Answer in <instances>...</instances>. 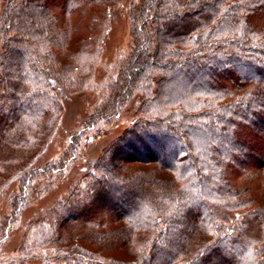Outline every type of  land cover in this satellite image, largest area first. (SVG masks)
Returning <instances> with one entry per match:
<instances>
[{
	"label": "rangeland",
	"instance_id": "obj_1",
	"mask_svg": "<svg viewBox=\"0 0 264 264\" xmlns=\"http://www.w3.org/2000/svg\"><path fill=\"white\" fill-rule=\"evenodd\" d=\"M260 1L238 10L251 30L236 38L261 45L252 54L221 29L210 41L182 42L208 15L177 4L159 25L149 16L160 8L148 0H0V264H264V110L230 115L244 109V96L264 99V78L238 75L243 62H250L244 78L264 60ZM156 26L176 44L162 51ZM170 48L173 61L215 56L216 77L199 86L197 71L164 82L158 68L136 74ZM184 119L190 128L181 142ZM158 132L172 148L189 142L180 158L195 164L204 202L181 209L171 202V227L160 210L144 236L121 213L138 199L162 205L182 197L172 191L174 181L182 185L177 175L145 160L171 142ZM106 179L120 184L118 193Z\"/></svg>",
	"mask_w": 264,
	"mask_h": 264
},
{
	"label": "trees",
	"instance_id": "obj_2",
	"mask_svg": "<svg viewBox=\"0 0 264 264\" xmlns=\"http://www.w3.org/2000/svg\"><path fill=\"white\" fill-rule=\"evenodd\" d=\"M226 1L227 0H148L147 3H152V4L154 3V6L157 5L158 8H160L158 10L152 11V13L149 16V18L153 19L159 25H161L162 19L166 20L167 18L173 17L175 11L174 10L172 11L171 8L173 6L176 7V4H177V8L182 9L184 13L192 12L195 15L198 14V16L200 13H205L206 15H208L207 17L199 16L200 20H199L198 26L194 28L195 30L194 32H192V34H189V33L184 34L182 37V42L186 43V39L189 38V35H193V40L196 43L199 42V40H201L202 38L204 40L205 38H208V40L210 41L211 38H214L213 34L216 33V30L218 31V29L219 30L221 29L222 32L225 33V36L227 37L228 41L240 45V47L243 48L247 52H251L252 54H258L259 52L257 50L259 46L261 47L260 43H257V42L254 43V42L244 41V40L241 42L236 37H238L239 35L241 36L243 35V33L245 34L246 31L248 32L249 30H251L248 27V25L245 24L246 22H244L245 20L243 18V15H239L238 10L242 9V7L245 6V3L251 4L253 6L252 8L255 9L261 5V4L258 5L259 0H247V1L246 0H231V2L229 3H227L228 1L227 2ZM262 2L263 1L261 0L260 3ZM249 11L251 12V10ZM197 28H201L203 31L196 32ZM154 30H155L154 35H156L155 42H157L158 45L164 46L162 51L165 50V47H172V45L176 44L175 40L171 36H169L170 38H164V36H167L166 34L167 32L166 30L161 29L160 26H156ZM230 34H233V37L229 36ZM22 52L24 53L25 57L29 56V54L26 53L25 51H22ZM174 52H175L174 49H171V48L169 49V51L161 53V55L159 54L158 51L154 52L152 55L149 56V58L146 60L144 64H140L136 66L135 68L136 74L140 76L142 73L148 71L149 69L158 68L160 69L161 72L165 73L164 74L165 76H167V77H164V79H162L164 82L165 80L172 79L174 76L171 74L172 73L174 74V72L176 73L178 71H183V72L189 71L191 72V74H194L197 71L198 72L197 75H203V76H200L202 78L199 80L200 82L198 83L195 77H191L192 79L189 80V83H191L192 86H189V89H190L189 91H193L192 88L198 87L194 83V81H196V83L199 84V86H203V84L208 86L209 81H212V79L216 77L217 73L212 71V68L215 69V67L218 65V60H215V56H212V57L207 56L208 57L207 61L202 62V63H200L199 60L197 59H193L194 56H187L181 61H177V60L173 61V59H177L176 54ZM14 53H15L14 51L13 52L10 51V46H9L8 47L9 57H12ZM263 55H264V52L262 56ZM162 59H167L169 62L168 63L162 62ZM25 62H26L25 64L26 67L27 65H30L29 59H26ZM243 63H245L244 67H242L243 68L242 70L244 71L240 73L241 75L238 74L239 79L243 80V82H245L246 79H250V80L256 79V82H260L262 84L263 83L262 78H264V60L262 61L260 60L258 62V65H261V66H259V68L256 66L253 71V74L248 75L247 77L244 76L245 79L243 78V75L245 73V68H247V66H250V64H248L250 62L246 61ZM25 65L23 63V65L21 66V68L23 67L21 70L23 73V74L21 73L23 78H27L26 76L27 74H25L26 71L24 69ZM233 68L235 69L237 67L234 66ZM248 72H250V70H248ZM168 74H170L171 76H169ZM184 75L185 74H183V76ZM27 97L20 98L17 104L23 105V103L28 100ZM244 97L245 98H243L241 102V105H242L241 108L242 109L244 108L246 112H244V109H243L242 111L239 110L240 112H230L231 113L230 115L234 117L239 116L240 118H242V117H245L246 114H248V116L254 117L253 111L255 109L264 110V99L261 98V96L260 98H256L254 96H252V98H250V96H244ZM170 104H177V103H170ZM179 116L182 119L184 118V116H185V119L193 118V116L189 117L187 114H181ZM185 119L180 122L181 126L184 123L183 125L184 129L182 131L181 137L178 138V141H181V142H184L185 136L187 135V133L189 134L190 127L186 124L187 122ZM168 121H171V120L168 119L167 122L166 121H163V122L164 124H169ZM181 126L176 131L181 130ZM170 130H172V128H170ZM156 135L160 136L162 139H166V138L169 139V137H167L163 133L158 132ZM145 137L151 138L147 135H145ZM169 140L171 141V137ZM172 141L163 142L164 148L162 150H159V153H158L159 156L157 158L155 159L145 158V160L148 162H153V161L158 162L160 167L162 166L164 169H167L173 172L175 175H177L178 179L182 181V185L176 186L175 181H174L173 186H175L176 189H173L172 191L174 195H179V196L182 195V197L177 196L176 199H171L170 196H166L164 197L165 200L164 202H162V205H161V202H158L156 200L154 202V201H149V200L147 201V200L138 199L139 203L134 204L133 207L130 206L131 210H127L126 212L121 213L122 216L124 217L125 224L133 225L135 230H138L139 232L143 231L144 236L152 234L154 232L153 230L154 227L151 225H156V223H154L152 220V214L158 213L160 210L163 212L164 215H167L165 218L163 217L164 224L167 225V227L170 224V227H171L172 223L177 218L175 214L170 215L166 213L167 212L166 210L168 209V205L172 204L171 202L177 200L175 201L176 202L175 205L180 209L188 208L190 204H192L193 206H196L204 202V198H201V194H200V192L204 190V187L201 185V181L197 182L194 180V177L198 175L196 168H195L196 173L192 169V167H194L195 164L192 165V163H188V162L185 163L184 159L180 158L181 153L185 149L184 147L189 146V142H186L184 146L183 144H181L179 145V147L172 148ZM161 155L165 159H159ZM104 170H105L106 175L111 173V169L108 167L105 168ZM104 183L108 186H112L110 187L112 194L119 192L120 189L118 188V186H120V184L111 182L110 179L104 180ZM201 188L202 190L199 191ZM190 189L193 192L192 197L189 196ZM194 191H196L195 194H194ZM198 195L200 196V198L198 197ZM144 204L146 206L145 209L142 208ZM128 205L130 204H126V206L124 207L128 208ZM183 217H191V216L190 215L188 216V213H186ZM165 234L166 235L168 234V229L166 230Z\"/></svg>",
	"mask_w": 264,
	"mask_h": 264
}]
</instances>
